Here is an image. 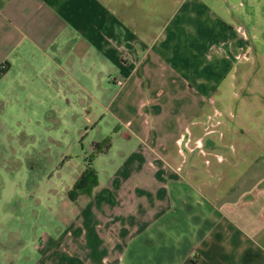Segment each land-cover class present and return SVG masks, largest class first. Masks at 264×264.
I'll list each match as a JSON object with an SVG mask.
<instances>
[{
    "label": "crops",
    "instance_id": "obj_1",
    "mask_svg": "<svg viewBox=\"0 0 264 264\" xmlns=\"http://www.w3.org/2000/svg\"><path fill=\"white\" fill-rule=\"evenodd\" d=\"M263 30L264 0H0L2 98L72 79L150 111L114 175L91 166L56 264H264Z\"/></svg>",
    "mask_w": 264,
    "mask_h": 264
},
{
    "label": "rangeland",
    "instance_id": "obj_2",
    "mask_svg": "<svg viewBox=\"0 0 264 264\" xmlns=\"http://www.w3.org/2000/svg\"><path fill=\"white\" fill-rule=\"evenodd\" d=\"M234 22L247 35L250 54L258 29ZM260 46L264 49V37ZM244 56L237 68L249 62ZM68 88L29 86L14 101L0 96V264H56L64 244L59 252H45V244L66 228L84 201L69 192L76 178L88 164L99 170L101 182L114 175L137 143L126 137L132 134L127 118L137 114L144 124L150 115L149 109L142 108L139 115L131 107L120 108L119 98L105 106L115 90L86 91L72 79ZM48 93L51 97L45 98ZM180 143L186 149L197 145L186 137Z\"/></svg>",
    "mask_w": 264,
    "mask_h": 264
},
{
    "label": "trees",
    "instance_id": "obj_3",
    "mask_svg": "<svg viewBox=\"0 0 264 264\" xmlns=\"http://www.w3.org/2000/svg\"><path fill=\"white\" fill-rule=\"evenodd\" d=\"M96 181L95 172L91 166H86L77 180L74 182L73 187L69 190H74L72 192L75 193V195L78 193V191H87Z\"/></svg>",
    "mask_w": 264,
    "mask_h": 264
},
{
    "label": "built area",
    "instance_id": "obj_4",
    "mask_svg": "<svg viewBox=\"0 0 264 264\" xmlns=\"http://www.w3.org/2000/svg\"><path fill=\"white\" fill-rule=\"evenodd\" d=\"M6 67V64L5 63H2L1 65H0V68H5Z\"/></svg>",
    "mask_w": 264,
    "mask_h": 264
}]
</instances>
